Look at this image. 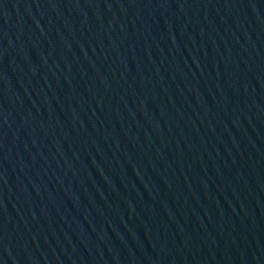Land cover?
Wrapping results in <instances>:
<instances>
[{
  "label": "water",
  "instance_id": "water-1",
  "mask_svg": "<svg viewBox=\"0 0 264 264\" xmlns=\"http://www.w3.org/2000/svg\"><path fill=\"white\" fill-rule=\"evenodd\" d=\"M0 264H264V0H0Z\"/></svg>",
  "mask_w": 264,
  "mask_h": 264
}]
</instances>
